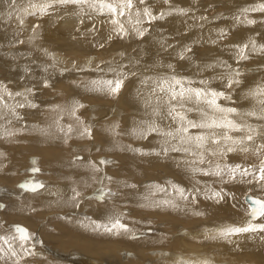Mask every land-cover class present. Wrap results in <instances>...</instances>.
<instances>
[{"label": "bare ground", "instance_id": "obj_1", "mask_svg": "<svg viewBox=\"0 0 264 264\" xmlns=\"http://www.w3.org/2000/svg\"><path fill=\"white\" fill-rule=\"evenodd\" d=\"M44 3L50 6L41 12ZM133 5L130 15L126 10L124 16H113L107 10L101 14L99 4L94 9L88 3L16 0L13 5L0 0V206L6 199L8 205L0 218L28 228L0 225V238L8 241L0 239V264H33L27 260L34 252L41 255L37 264H264V231L218 235L220 229L249 221L264 224V217H249L245 196L252 192L264 200V181L242 177L239 171L230 179L224 167L240 165V171L258 173L264 161V119L258 118L264 108V95L259 94L264 89V0H133ZM145 8L159 20L144 16ZM113 19L123 24L125 34L114 30ZM134 28L147 34L140 36ZM244 45L247 58L240 59L239 47ZM166 61L172 63L158 65ZM173 77L185 88L222 92L217 103L236 109L229 118L255 130L189 128L188 135L215 131L235 140L252 134L253 140L209 141L204 149L178 139L165 145L162 133L186 123L168 115L167 94L157 87ZM229 77L235 81L231 87ZM118 79L122 88L108 94L101 82ZM172 103L197 124L207 119L197 108L208 116L219 115L203 102L183 107ZM75 105L85 106L86 119L79 113L83 107L72 114ZM250 112L257 116L245 115ZM149 125L158 131L141 136ZM78 140L86 145L65 151ZM173 145L190 151L163 152ZM83 146L89 151L81 159ZM229 147L235 150L229 152ZM111 158L118 163L114 168ZM217 165L224 169L222 176L211 174ZM52 168L53 177L37 173ZM23 183L29 188L19 187ZM34 184L43 187L32 191ZM177 188L184 190L186 200ZM19 191L26 193L22 199L6 196ZM118 191L120 195L112 194ZM101 192L103 200L98 199ZM213 192L223 198H209ZM121 199L130 203L132 216L121 214ZM47 213H57L50 219L57 230L47 221L52 227L44 230L47 225L42 224L37 240H44L43 234L60 251L53 249L55 256L71 261L36 253L35 244L31 252L33 239L20 240L16 228L23 227L30 236ZM111 217L127 227L130 222L129 231L97 228Z\"/></svg>", "mask_w": 264, "mask_h": 264}, {"label": "snow or ice", "instance_id": "obj_2", "mask_svg": "<svg viewBox=\"0 0 264 264\" xmlns=\"http://www.w3.org/2000/svg\"><path fill=\"white\" fill-rule=\"evenodd\" d=\"M12 4L14 5L16 3V0H11ZM54 2H59V3H79V4H84L88 3L89 7L96 9L97 4H99L98 11L103 14L105 10H107L109 13H111L113 16L119 15V16H124L126 15V10L127 14H131V10L133 9V0H113V2L109 3L106 2V0H54ZM167 2V0H165ZM140 3H144V0H140ZM50 5L48 3H44L39 5V9L41 12H45L46 9ZM33 7H37L36 5H33ZM260 10L264 11V5L260 6ZM137 17L140 16L139 11L136 13ZM143 15L146 17H149L150 20L157 19V17L152 16L150 11L145 8L143 10ZM159 18H163V13L160 15ZM131 23V21H129ZM111 23L116 26L115 31H117L119 34H125L126 30L124 29V26L118 19H113ZM136 23L139 24L141 21L139 19L136 20ZM248 23H254V21L248 20ZM136 33L140 36L143 35V31H141L138 28H134ZM248 45H244L242 47H239V58L240 59H246L245 55V49H247ZM253 48H255V44L253 43ZM183 59V55L181 56ZM171 67V66H170ZM235 81L232 80L231 77L228 78V86L231 87L232 84ZM105 86V90L108 92L110 95H115L119 92V90L122 88L123 85V80L118 79L116 81L112 80H107L101 82ZM179 86V87H177ZM159 91L161 93H166L168 99L164 101V103L167 105V113L172 119L179 120L181 122H186V123H181L180 127L176 128L174 131H169V132H164L162 135L166 137L165 140V145H168L170 140H175L178 139L179 143L183 145H194L195 148L197 149H204L205 145L211 141L214 144L220 143V140L223 139L224 141H231L232 144H239L243 143V140H253V135L248 134L245 137L241 138L240 140H235L232 137L228 136L227 133H222L220 136L215 131H210L208 135H196V136H191L188 135L189 128H207L210 130H215V129H225V130H231V131H241L245 129L246 127L249 128L250 132H254V129H250L249 126L244 125V124H238L235 120L230 119L229 116L232 113L236 112V109L234 108H224L220 106L217 103V100L219 97H222L224 94L222 92H216V91H205L203 89H195V88H185L183 87L182 81L180 79H177L176 77H173L171 81H162L157 85ZM154 92L156 91L155 89L153 90ZM260 95H264V89H262L259 93ZM9 95H11L9 93ZM19 95V93H17ZM3 97L0 96V100H2ZM175 101L177 102L181 107H183L184 103L186 102H192L195 101L196 104H200L203 102L207 108L211 109L214 114H219V115H212L208 116V113L205 112L203 109L197 108L196 110L200 111L202 115L206 116L207 119L199 124L191 121V120H186V117L184 116L183 113L177 112L176 111V104H173L172 102ZM262 104H264V101H261ZM22 106V105H21ZM76 107H83V105H75L73 109L71 110L72 114H75V109ZM190 111L192 109H189ZM175 113V115H174ZM245 115L248 116H257V113L255 112H250ZM260 119H264V108L261 109V112L259 114ZM69 131H71V128H69ZM158 131L155 125H149L146 130H141L140 135L146 137L148 134H151L153 132ZM86 132L88 133L90 137V129H86ZM135 134V130H134ZM261 147H264L262 145ZM190 151V148H177L175 145L171 146V148L165 146L163 148V152L166 154L168 151ZM235 149L233 147H229L227 151L231 152L234 151ZM242 151L247 152V148L241 149ZM136 151H140L137 149ZM156 155H159L160 153H155ZM215 154V153H213ZM201 156V162H203V153H200ZM100 163L105 164L108 163L107 161H101ZM225 168L228 169V175L230 179H235L236 173L239 171L240 175L242 177L244 176H253L254 179L259 181H264V161H262L261 166L259 168L258 173H254L250 171L249 169H244L243 171H240V165H236L234 167L231 166H224ZM33 171H38V169H33ZM224 169L221 168L220 165L216 166V170L212 172V175L216 176H222ZM205 175H208L209 173L205 172ZM251 183V181H248ZM19 187L23 189H28L29 184L28 183H23L19 185ZM43 187L42 184H34L30 190L36 191L38 188ZM177 192L180 194L182 199H187V196L184 195V190L177 188ZM79 195V193H77ZM104 193L101 192L100 196L98 199L103 200L104 198ZM209 198H220L222 199L223 197L221 196L220 192H213L212 196ZM164 203L166 204H171L173 207H176L175 204H173L171 201H165ZM253 205H257L258 207L254 206L252 207V210L250 212V215L252 216L253 219L259 218V217H264V201L261 200H253L252 201ZM97 228H103L105 232H115L119 233L121 231L127 232L129 231L127 225L123 224L120 220L119 217H111L109 219V222L107 224L103 225H97ZM257 230L264 231V224H252L250 221L247 223L246 226L243 227H237V226H229L227 228L220 229L218 232V235L224 238H227L231 235H239L242 233H247V232H254ZM16 231L20 234L19 238L20 240H27L29 237V233L26 229L23 227H17ZM215 238V237H213ZM0 239H5V238H0ZM5 243H8L7 239H5ZM15 254V253H13ZM180 264H188V262H180Z\"/></svg>", "mask_w": 264, "mask_h": 264}, {"label": "rangeland", "instance_id": "obj_3", "mask_svg": "<svg viewBox=\"0 0 264 264\" xmlns=\"http://www.w3.org/2000/svg\"><path fill=\"white\" fill-rule=\"evenodd\" d=\"M221 1H227V0H221ZM198 4H200V3H198ZM216 14V13H215ZM214 14V15H215ZM156 20H159V19H156ZM156 23V22H155ZM156 27L158 26V25H155ZM144 35H146L147 34V32L145 33H143ZM171 40H172V38H171ZM186 47L187 48H193V49H197V48H195L193 45H190V46H188L187 45V43H186ZM140 48V47H139ZM163 63L164 64H171L172 62L171 61H166V62H159L158 63V65L162 68V65H163ZM220 90V89H219ZM116 104H119V101H120V99H116ZM85 106H83V108L79 111V113H80V116L83 118V119H86V115H84V111H85ZM85 116V117H84ZM102 120V119H101ZM91 122V121H90ZM90 125H91V123H90ZM90 125L88 126V128L90 127ZM90 129V132H91V127L89 128ZM86 141V140H85ZM85 141H83V140H78V141H71L70 143H69V145L68 146H66L65 147V151H67V152H69L70 153V147L71 146H76V145H86V142ZM84 147V146H83ZM89 148V147H88ZM88 148H86L85 149V147L84 148H82V153H83V155L81 156L80 155V158L82 159L83 158V156H85V154L87 155V153H88V151H89V149ZM84 149V150H83ZM12 153V152H11ZM74 155H71V158L73 157ZM75 158V157H74ZM114 161V162H113ZM115 163L116 164H118L117 163V160L115 159V158H111V164H112V168H114L115 166H117V165H115ZM114 165V166H113ZM54 169L52 168V169H46V170H43L42 169V171L41 170H39L37 173H46V174H49L50 176L49 177H53L54 176ZM21 172H23V171H21ZM24 173V172H23ZM102 173V169H100L99 170V174H101ZM48 177V175H44L43 174V176H42V178L44 179V180H46L45 179V177ZM46 183H47V181H45ZM4 185L2 184V187H3ZM93 189V188H92ZM115 190H117V189H115ZM88 192V191H87ZM26 193H22V192H18L17 194H7L6 196L8 197V198H11V199H22L23 197H24V195H25ZM112 194L113 195H120V192L118 191V192H112ZM253 193L252 192H247V193H245V196L246 195H252ZM17 195V196H16ZM1 196H3V194H1ZM90 198V197H89ZM89 198H87V199H89ZM1 199V198H0ZM121 203V204H120ZM128 203V204H127ZM119 206H123L124 208H122V210H121V214H123V215H125V216H129V215H131L132 216V214H131V212H130V209L132 208V207H128L129 205H130V203L129 202H127V200H125V199H121V202H119ZM247 204V203H246ZM126 205V206H125ZM248 205V204H247ZM132 206V205H131ZM8 208V205H7V199L5 200V202H4V206L3 207H1L0 206V210H4V209H7ZM130 208V209H129ZM121 209V208H120ZM67 211H69L68 213H70V214H72L73 212L72 211H70V210H67ZM64 212H66V211H63V213ZM63 213H61V214H63ZM48 214H50V215H48ZM1 215V214H0ZM57 215V213H47V215H46V217H48V219H46V217L45 218H43V219H41L42 221H39L38 223H37V225H36V227L34 228V229H32V230H30V232H31V235L29 236V238H31V239H33L32 241H30L31 239H28L31 243H29V249H30V251L31 252H33V249H35L36 250V253L38 252V253H40V254H43V255H48V257H50L51 259L53 258V259H62V260H68V261H71L70 259H68V258H63V257H58V256H55L56 254H54L53 252L54 251H52L53 249H55L56 250V248L53 246L52 247V245H54L51 241H49V242H47L48 240H47V238H45V236L43 235V234H41V238H43L44 240H37L38 238H37V232L39 231V230H42V229H44V230H46L47 228H51V227H49L48 226V222L47 221H50L52 224H53V227L51 228V230H53V231H55V230H57V226H56V223L55 222H53V221H51L50 219L51 218H53L52 216H56ZM51 216V217H50ZM89 217V216H88ZM45 219V220H44ZM5 220V218H0V225L1 226H9V227H12L13 228V225H15V224H20V225H22V226H24L25 228H27L26 227V225L24 224V223H21V222H17L16 220H12V221H9L8 223H6V220ZM45 223H47V224H45ZM55 223V224H54ZM127 224H128V228H129V225H130V227H131V223L130 222H126ZM6 224V225H5ZM11 224V225H10ZM42 224L45 226V225H47V227H44V228H42V229H40V227L42 226ZM37 228V229H36ZM8 228H6V230H7ZM28 229V228H27ZM37 231V232H36ZM6 232H8V231H6ZM142 231H140V232H135V233H141ZM17 234H19V233H17ZM36 235V236H35ZM134 235V233H132V235H131V238H132V236ZM19 236V235H18ZM35 237V238H34ZM46 239V240H45ZM35 240H37V242H44V245L45 246H42V244L40 243V245L39 244H37L36 243V241ZM35 244V248L33 247V245ZM46 244H47V246H46ZM51 246V248H49ZM32 247H33V249H32ZM49 248V250L50 251H48L47 249ZM52 252V253H51ZM56 252L58 253V252H60V251H58V250H56ZM55 252V253H56ZM61 253H63V252H61ZM54 256H53V255ZM117 254H120V252H118L117 251ZM65 255V254H64ZM63 255V256H64ZM33 256L34 257H32L31 256V258L29 259V260H27V261H29L30 263H33V264H37V262H39L40 261V256L41 255H35V252L33 253ZM85 256H87V255H85ZM56 257V258H55ZM46 257H44L43 259H45ZM36 260V261H35ZM74 264H78V260H77V262L76 263H74Z\"/></svg>", "mask_w": 264, "mask_h": 264}, {"label": "water", "instance_id": "obj_4", "mask_svg": "<svg viewBox=\"0 0 264 264\" xmlns=\"http://www.w3.org/2000/svg\"><path fill=\"white\" fill-rule=\"evenodd\" d=\"M246 200L250 204L251 210H252V207H254V206L258 207L257 205H253V203H252L253 200H261V201H264L263 199H261L259 197H256V196H252V195H248L247 198H246ZM251 210H250V212H251ZM249 217L251 219H253L252 216L250 215V213H249Z\"/></svg>", "mask_w": 264, "mask_h": 264}]
</instances>
